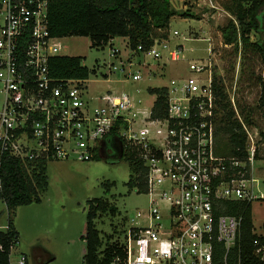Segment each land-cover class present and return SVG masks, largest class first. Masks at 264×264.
<instances>
[{"label": "built area", "instance_id": "1", "mask_svg": "<svg viewBox=\"0 0 264 264\" xmlns=\"http://www.w3.org/2000/svg\"><path fill=\"white\" fill-rule=\"evenodd\" d=\"M49 1L0 0V199L6 155L35 164L69 157L90 160L102 155L109 142L130 146L147 169L149 205L137 211L143 222L131 224L121 242L122 255L116 254L111 264H232L243 215L220 209L232 201L251 208L264 200V193L256 189L253 175L257 141L239 115L247 155L215 151L217 104L209 56L190 59L188 75L161 86L163 114L155 112L157 94L149 109L138 110L129 93L90 91L91 71L86 78L51 75L49 60L59 55L63 37L49 33ZM166 31L170 33L158 29ZM168 39L155 36L148 49L138 45L133 54L160 58L159 47L168 48ZM183 49L181 44L169 49L167 59L178 60ZM116 53L112 49L111 54ZM141 76L134 73L132 79ZM8 230V223L0 229ZM252 232L257 236L253 254L264 263V243L259 240L264 233H256L254 224ZM17 242L11 240L9 256ZM5 250L0 240V253ZM242 262L237 250L233 264ZM17 263L27 264V257L21 255Z\"/></svg>", "mask_w": 264, "mask_h": 264}, {"label": "rangeland", "instance_id": "2", "mask_svg": "<svg viewBox=\"0 0 264 264\" xmlns=\"http://www.w3.org/2000/svg\"><path fill=\"white\" fill-rule=\"evenodd\" d=\"M231 0H171L177 14L169 22L168 48L159 47L162 57L135 53L130 48L127 37L116 36L103 47L93 46L87 36H67L61 41L59 55L80 56L91 70L88 89L104 94L126 92L134 97L138 110L149 109L154 94L149 89L169 84L172 77L188 75L190 59L210 58L214 78H222L221 84L230 100L237 119H242L241 110H253L254 125L247 127L255 135L259 148V158L255 159L253 175L258 179L256 189L264 193V109L257 108L260 96V80H264V62L261 55L249 48L239 46L237 53L232 45L226 46L220 27L232 17L224 9ZM250 0H243L248 5ZM187 9L195 17H183ZM264 12V7L262 13ZM173 30L179 32L173 34ZM163 32H160L162 34ZM165 36V37H166ZM264 38V32L260 33ZM257 35L252 34L251 40ZM183 45L180 58L167 59L168 50ZM211 52L208 54V48ZM116 48L118 53L111 54ZM129 60L132 62L129 65ZM123 62V65H121ZM163 62H166L163 64ZM141 73L139 80L132 74ZM235 107H233V101ZM221 114V113H220ZM239 120V119H238ZM232 146L222 135L216 134L215 151L219 155H229ZM97 154L90 160L67 159L46 162L47 186L39 192L40 202H32L16 207L11 218L18 232V242L12 247L9 262L18 264L21 255L27 257V264H34V253L39 264H84V234L89 200L102 198L117 211L112 214L97 212L94 222L102 239V248L107 243L122 241L132 223H142L137 211H146L149 196L129 187L131 169L123 157L113 160ZM251 218L254 231L263 234L264 200L251 204ZM7 224V210L0 199V229Z\"/></svg>", "mask_w": 264, "mask_h": 264}, {"label": "trees", "instance_id": "3", "mask_svg": "<svg viewBox=\"0 0 264 264\" xmlns=\"http://www.w3.org/2000/svg\"><path fill=\"white\" fill-rule=\"evenodd\" d=\"M264 0H250L244 5L243 0H231L224 4V9L232 16L225 25L220 27V32L225 44H230L235 53L239 46L258 52L264 62L262 39L260 38L261 14ZM177 14L171 6V0H50L48 2V30L51 36H87L93 46L105 45L110 39L120 36L127 37L131 49L142 45L148 49L155 36L165 37L166 34L158 32L169 27L172 16ZM183 17H191L187 9L182 12ZM197 17V16H192ZM257 35L256 40H251V35ZM50 73L54 77L86 78L90 69L82 64L80 56L56 55L49 60ZM222 78L213 79V90L216 97L217 116L216 133L222 134L231 144L230 154L239 157L247 155L245 150L246 135L240 121L234 117L235 112L230 100L221 84ZM260 96L257 108L264 109V80H260ZM149 91L157 94L155 112L163 114L164 88L153 87ZM253 110H241L242 120L248 125H254L251 116ZM221 113V114H220ZM115 128H113V132ZM264 136V134H262ZM122 157L128 160L131 175L128 180L129 187H135L137 192H145L147 169L140 158L136 148L123 146ZM256 159L259 158V148L256 150ZM46 162L35 164L23 162L13 156L6 155L2 161V199L6 205L8 231H0V240L6 250L0 253V264L9 263V249L11 240H18V232L13 226L11 213L20 206L32 202H40L39 192L47 186ZM220 213L243 215L240 240L238 248L231 253L230 262L233 264L237 250L240 251L242 264H264L254 254L253 241L257 238L252 232L251 208L246 202H226ZM114 214L115 205H110L107 200L95 198L89 200L86 229L83 236L85 250L84 264H111L116 254L122 255V241H113L102 248V239L96 228L94 219L97 212ZM264 229V222H263ZM264 243V235L259 238ZM222 250H217V257Z\"/></svg>", "mask_w": 264, "mask_h": 264}, {"label": "flooded vegetation", "instance_id": "4", "mask_svg": "<svg viewBox=\"0 0 264 264\" xmlns=\"http://www.w3.org/2000/svg\"><path fill=\"white\" fill-rule=\"evenodd\" d=\"M120 150L123 151L122 145L121 144H116V143H105L104 149H103V155L105 157H117L119 153L121 152Z\"/></svg>", "mask_w": 264, "mask_h": 264}, {"label": "water", "instance_id": "5", "mask_svg": "<svg viewBox=\"0 0 264 264\" xmlns=\"http://www.w3.org/2000/svg\"><path fill=\"white\" fill-rule=\"evenodd\" d=\"M261 30L264 32V12L261 14ZM261 45H262V49L264 52V38L262 39ZM120 151L121 152L119 153V155L117 157H115L113 160H118L122 157V150H120ZM102 157L107 158L105 156H102Z\"/></svg>", "mask_w": 264, "mask_h": 264}, {"label": "crops", "instance_id": "6", "mask_svg": "<svg viewBox=\"0 0 264 264\" xmlns=\"http://www.w3.org/2000/svg\"><path fill=\"white\" fill-rule=\"evenodd\" d=\"M101 156H104V155L102 154ZM263 222H264V221H263ZM263 222H262V225H263ZM85 229H86V228H85ZM36 257H37V255H36V253H34V258H35V263H34V264H39V262L36 261V259H37Z\"/></svg>", "mask_w": 264, "mask_h": 264}]
</instances>
